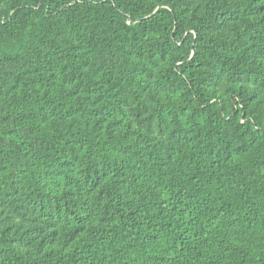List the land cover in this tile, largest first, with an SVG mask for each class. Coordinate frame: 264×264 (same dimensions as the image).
<instances>
[{"label":"trees","instance_id":"1","mask_svg":"<svg viewBox=\"0 0 264 264\" xmlns=\"http://www.w3.org/2000/svg\"><path fill=\"white\" fill-rule=\"evenodd\" d=\"M0 264H264V0H0Z\"/></svg>","mask_w":264,"mask_h":264}]
</instances>
